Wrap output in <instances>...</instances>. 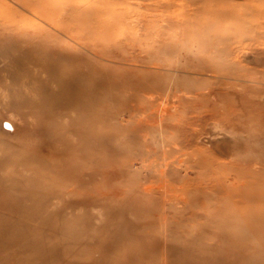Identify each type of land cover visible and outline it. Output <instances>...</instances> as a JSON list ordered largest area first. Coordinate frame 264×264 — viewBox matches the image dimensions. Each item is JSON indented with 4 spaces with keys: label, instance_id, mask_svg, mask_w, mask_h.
Segmentation results:
<instances>
[{
    "label": "rangeland",
    "instance_id": "1",
    "mask_svg": "<svg viewBox=\"0 0 264 264\" xmlns=\"http://www.w3.org/2000/svg\"><path fill=\"white\" fill-rule=\"evenodd\" d=\"M0 40V264H264V223L226 220L232 151L193 153L264 145V0H0Z\"/></svg>",
    "mask_w": 264,
    "mask_h": 264
},
{
    "label": "bare ground",
    "instance_id": "2",
    "mask_svg": "<svg viewBox=\"0 0 264 264\" xmlns=\"http://www.w3.org/2000/svg\"><path fill=\"white\" fill-rule=\"evenodd\" d=\"M239 12H242V11H239ZM132 24H133V22H132ZM201 45H204V48L206 46L208 47L207 51L210 52V54H209L210 57H219V56H221L220 55L221 53L225 52V49H224L225 47H218L217 44H215L214 42L206 41V42H203V44H201ZM12 46H14V45H12L11 42L0 40V48H2V49L4 48L3 50H9ZM18 60H20V59L18 58ZM262 61L264 62V58L262 59ZM243 70L244 69H238L236 71H232V69L229 68V70L227 69L226 71H223V69L217 68L215 70L216 74L212 77L217 78V79H231V78L237 79L239 77H246L248 70L246 72H243ZM170 88L171 87H169V86L165 87V93L166 94L170 93V90H172ZM214 92H215V89L210 88L207 93H209L210 95H215ZM207 93H205V94H201V93L197 94L196 93L195 97H197V99H195V101L199 100L197 102L198 105L202 104L201 103V96H202V101L209 104L210 99L207 97L208 96ZM234 95H236V94H234ZM246 96H248V95H246ZM249 96L251 97V95H249ZM260 96H261V98H264V97H262L261 94L258 96L260 101H261ZM1 97H3L2 94H1ZM250 97L248 99H251ZM258 97L256 99H258ZM262 102H263V99H262ZM247 110L248 109H246V111ZM248 113L251 114V111H249ZM215 114H216V116L213 115V117H214L213 120L214 121L216 120V122H218V125H219V121L221 120L222 122H225V124L228 127H234V124L238 123L244 128V124L247 125L250 122V118H253V116L251 117L250 115H248V117H246L244 115L245 113H243V111H240V113H237L235 116V119L233 118V116H229V114L226 113L225 111H222L221 113H219L217 110H215ZM144 122H145V120H144ZM161 122L159 123L160 128L162 126ZM140 123H142V122H140ZM219 129H221V128H219ZM244 129H248V127L246 126ZM230 132L232 135L230 137H227L225 134H223L221 136L213 137L211 135L212 133L209 134L210 139L208 140V142H209L210 146L206 150H203V151H201L199 148H195L193 151V153L196 155L195 164L196 165L199 164V166L204 167V163H206L205 161H207L206 165L211 166V165H213L212 163H214L216 160H218V159L222 160L223 159L222 156H220L221 151H224V150L232 151L231 152V154H232L231 158L233 157L232 160L235 162L231 163L232 165L228 169L224 168V174L220 176L221 182L218 181V184H220V185L223 184V186L226 188V191H224L225 193H223L224 194L223 199L225 200L226 205L230 206L229 209H232V210L236 209L235 211H237L238 208H241V210L235 212V214L232 212L233 214L226 218L227 223H230V222L232 224H238L241 222L243 224H245V223L246 224L264 223V152H263L264 151V145L262 143H259V141H260L259 138H255L256 140H251L252 132H248L247 136L243 134L244 137L241 136L242 134L241 135L238 134V132H237V134H235L236 132H234V131L233 132L230 131ZM246 137L248 139L245 140ZM244 140H245V142H244ZM240 141H243L245 144L241 145L242 143L240 144ZM256 146L260 147L259 150L263 149L262 150L263 155H261L263 157V161H262V163H260L261 167L257 166L256 163L252 162L251 154L254 152L255 153L259 152V150L256 149ZM204 153H208V155H210L209 159H206V157H204V155H203ZM221 153H223V152H221ZM137 165H138V163H137ZM208 171H209V173L217 172V174H222V171H219V170L213 171V170L208 169ZM231 179H232V181H231ZM254 199L260 200L262 202L259 206H257L255 208V210L252 208V204L254 202ZM225 209H227V208H225ZM229 211H231V210H229ZM229 213H231V212H229Z\"/></svg>",
    "mask_w": 264,
    "mask_h": 264
},
{
    "label": "snow or ice",
    "instance_id": "3",
    "mask_svg": "<svg viewBox=\"0 0 264 264\" xmlns=\"http://www.w3.org/2000/svg\"><path fill=\"white\" fill-rule=\"evenodd\" d=\"M6 127H7V125H6Z\"/></svg>",
    "mask_w": 264,
    "mask_h": 264
}]
</instances>
